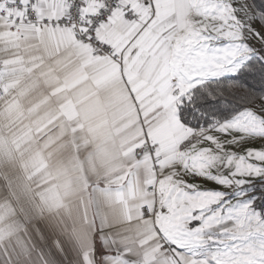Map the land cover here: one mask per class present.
Listing matches in <instances>:
<instances>
[{
    "label": "snow or ice",
    "instance_id": "1",
    "mask_svg": "<svg viewBox=\"0 0 264 264\" xmlns=\"http://www.w3.org/2000/svg\"><path fill=\"white\" fill-rule=\"evenodd\" d=\"M0 264H264V0H0Z\"/></svg>",
    "mask_w": 264,
    "mask_h": 264
}]
</instances>
